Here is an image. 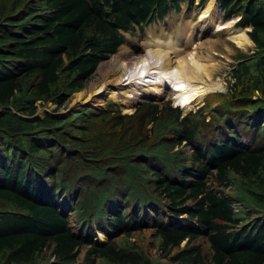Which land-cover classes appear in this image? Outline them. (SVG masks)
Returning a JSON list of instances; mask_svg holds the SVG:
<instances>
[{"label":"trees","instance_id":"trees-1","mask_svg":"<svg viewBox=\"0 0 264 264\" xmlns=\"http://www.w3.org/2000/svg\"><path fill=\"white\" fill-rule=\"evenodd\" d=\"M179 1L0 0V264H264V0H216L254 50L193 112L14 113L56 111Z\"/></svg>","mask_w":264,"mask_h":264},{"label":"bare ground","instance_id":"bare-ground-1","mask_svg":"<svg viewBox=\"0 0 264 264\" xmlns=\"http://www.w3.org/2000/svg\"><path fill=\"white\" fill-rule=\"evenodd\" d=\"M199 4L202 5L197 11V26L209 21V26L217 30L232 24V19L217 20L219 8L216 0H202ZM226 19L229 18H222ZM234 27L236 29L229 32L232 42L238 47L249 45L251 40L243 26ZM169 31L168 25L155 26L140 39V46L136 49L124 43L119 45L121 48L113 55L110 54L112 56L109 61L105 60L97 67V81L89 83L83 91L80 89L75 94L73 92L75 101L82 99L94 106L93 103H101L122 93L127 99L122 100L121 105L128 112L135 105L131 98H159L166 91L173 104L178 105L181 111L187 112L195 108L194 104L200 102L202 95L219 84L204 82L210 80L214 69L215 61L210 56L213 50H207L208 46L203 50L201 42L196 43V37L192 34L186 35L184 40H177L178 35L170 34ZM131 50L135 52L131 53ZM40 112L39 116L44 114ZM99 235L103 237L101 233Z\"/></svg>","mask_w":264,"mask_h":264},{"label":"rangeland","instance_id":"rangeland-1","mask_svg":"<svg viewBox=\"0 0 264 264\" xmlns=\"http://www.w3.org/2000/svg\"><path fill=\"white\" fill-rule=\"evenodd\" d=\"M198 1L199 0H192L191 4L188 6L186 1L180 0L178 9L169 8L168 11L162 17L153 19L152 21L143 25L142 30L139 31V30L135 29L131 33H124L123 34V37H124L123 43L127 46H131L130 48L136 49V47L140 46V41H141L140 39L143 36H146L147 32L150 29H153L155 26L168 25V28L170 29V31H169L170 34H177L178 35L177 40H184L187 37L186 35L192 34L193 37H196V39H195L196 43L201 42L203 50H205L206 46H208L207 50L208 49L213 50V53H210V56L215 61L214 65H213L214 69L211 72L210 80H207L204 82L207 84H210L211 82H217L219 84L212 86L211 90H209L210 92H208V93L206 92L207 95L205 94L202 97V100H200V102L197 105H194L195 108L194 107H193L194 109L192 108V112L195 111L199 105L203 104L204 98L206 99L211 94V92H213L215 89H218L219 91L224 92L225 89L228 87L227 86L228 83L231 81V75L230 74H231L232 66L237 62L238 56L240 54H243V53L249 54L254 50L253 43H251V42L249 45H247L245 47H238L232 42L230 35H229V32L232 31L233 29H236L233 26V23L235 22L233 17L226 19V20H222L218 14L219 18L217 17V20L219 19L221 21H228V20L232 19V24L230 23V25H228L227 27H223L225 30L223 28L217 29V30L213 29L211 25L209 26V21H205L202 25L197 26V24H199V21H197V11L199 9L198 7H200L204 2L203 1L202 4H199ZM218 8H219V6H218ZM221 11H222V9L219 8V12H221ZM244 26H243V28L245 29ZM188 31H189V33H188ZM191 32H194L195 35H194V33H191ZM120 48L121 47L118 46L117 50L114 53H116ZM130 52L134 53L135 50H133V51L131 50ZM112 55L108 56L109 58L106 59V61H109V59ZM103 63H104V61H102L101 64H103ZM98 71H99V69H98ZM98 73L99 72H97V73L93 72L91 74L90 78L86 80L83 88L81 87L82 91L89 83H91L93 81L94 82L97 81L96 79L99 78ZM75 92H74V94H75ZM74 94L72 92V95L71 94L69 95V97H68L67 101L64 103V105H62L61 107L56 109V111H65L67 105L69 103L71 105V103L76 100V97ZM168 97H170V96L168 94H166V91H164V94L162 93L161 97H159V98H152L149 96H143V97L142 96H136L135 98H131L130 100H133L134 102L139 101V103L142 101H154L160 105L165 100L169 99ZM125 99H127V97L124 94L118 93L115 98H109V99L107 98L98 104L93 103L95 108L89 106V105H92L91 103H89V101L86 102L84 100L82 101V99H81L82 102L79 100H77V101L79 103H84L87 105H77V103H74L75 106H73V110L70 111L69 113L73 112L76 106H81V107H89L96 114H98V113L103 111L105 101L112 102L117 107H120L122 109V110L120 109L121 111H126L125 109H123V107L121 105L122 100L124 101ZM212 100L213 101H211L210 105L211 106L216 105L217 99L213 98ZM170 103H172V102H170ZM53 106H54V104L46 102L45 105H39V107H37V111L38 112L41 111L40 114H43V113L46 114L44 108L51 109ZM38 112H36L37 115H38ZM128 112H130V111H128ZM187 112L180 111L181 115L186 114ZM69 113H67V114H69ZM61 116H64V115H61ZM204 116H205V119L209 118V115L206 112H205ZM244 138L245 137L243 136L242 140H245ZM150 233H151L150 230L143 229L138 233L131 234L130 236H128V239L135 242V243H139L146 251H148L151 255H154L156 252H155L154 247L150 244ZM96 237L100 241H103L106 239L104 235L101 238L99 233L96 234ZM199 240L205 245V241H204L203 237H201ZM97 264H109V263L106 262L103 258L99 257V258H97Z\"/></svg>","mask_w":264,"mask_h":264},{"label":"water","instance_id":"water-1","mask_svg":"<svg viewBox=\"0 0 264 264\" xmlns=\"http://www.w3.org/2000/svg\"><path fill=\"white\" fill-rule=\"evenodd\" d=\"M232 17H233L234 20H235L236 17H235V16H232ZM244 27H245V30H248V29H249V25H248V24L245 25ZM98 65H99V64H98ZM98 65L96 66V69H97ZM71 95H72V94H71ZM74 103H77V105H87V104H84V103H79L78 101H73V102L71 103V105H70V103L67 105L65 111H51L50 109H47V108H44V110H45L46 114H48V115H50V116L59 117V116H61V115H66L67 113H69L70 111H72V110H73V106H75ZM136 105H137V103H136ZM71 106H72V107H71ZM89 106L95 108V107L92 106V105H89ZM36 112H37V109H36V111H35L32 115H22V114H19V113H16V112H14V113H15L17 116H19L20 118L30 120V119H35V118H39V117L42 116V115H41V116L37 115Z\"/></svg>","mask_w":264,"mask_h":264},{"label":"clouds","instance_id":"clouds-1","mask_svg":"<svg viewBox=\"0 0 264 264\" xmlns=\"http://www.w3.org/2000/svg\"><path fill=\"white\" fill-rule=\"evenodd\" d=\"M221 9H222V8H221ZM219 15H220V18L222 19V11L219 12ZM233 16H235V15H233ZM231 17H232V16H231ZM231 17H229V18H231ZM235 17H236V16H235ZM246 25H247V24H246ZM135 29H137V28H135ZM135 29H134V30H135ZM137 30H138V29H137ZM139 31H140V30H139ZM245 31H246V30H245ZM126 33H128V32H126ZM129 33H131V32H129ZM123 38H124V37H123ZM123 41H124V39H123ZM251 42H252V41H251ZM122 43H123V42H122ZM122 43H121V44H122ZM252 43H253V42H252ZM121 44H120V45H121ZM117 48H118V47H117ZM116 50H117V49H116ZM116 50H115V51H116ZM107 58H108V57H107ZM107 58H106V59H107ZM106 59L101 60L98 64L100 65V64L102 63V61H105ZM98 64H97V65H98ZM97 65H96V66H97ZM99 65H98V66H99ZM93 72H94V73L96 72V67H95V69H94ZM93 72H92V73H93ZM168 98H169V99H167V100L169 101V103L172 102V100L170 99V97H168ZM201 100H202V98H201ZM106 102H108V101H105L104 104H105ZM136 103H137V105H138V104H139V101H136V102H135V105H134V107L131 109L130 112H132V111L134 110V108L137 106ZM170 105H172V106H176V105L173 104V102L170 103ZM194 105H197V104H194ZM178 109L180 110V107H179ZM180 111H181V110H180ZM190 111H192V108L190 109ZM121 112H122V113H130V112H127V111H121ZM188 112H189V111H188ZM98 233H100V232H97L96 234H98Z\"/></svg>","mask_w":264,"mask_h":264}]
</instances>
